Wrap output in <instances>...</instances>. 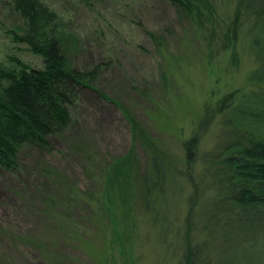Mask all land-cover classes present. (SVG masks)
<instances>
[{
    "label": "rangeland",
    "instance_id": "1",
    "mask_svg": "<svg viewBox=\"0 0 264 264\" xmlns=\"http://www.w3.org/2000/svg\"><path fill=\"white\" fill-rule=\"evenodd\" d=\"M41 1L56 13L62 51L79 69L100 65V75L93 88L80 90L70 107V128L52 139L51 150L25 149L18 170H0V264H51L27 244L28 237L50 243L60 264H178L192 183L201 192L194 208L200 239L205 238L200 220L209 230L202 258L193 250L197 264H264V216L255 229L237 230L246 224L242 216L239 219L226 201L205 193L209 188L201 156L222 137L217 113L188 166L191 182L181 177L167 183L166 201L158 214L133 199L132 231L124 249H118L110 228L95 216L82 221L73 213L72 220L86 231L84 237L52 233L54 225L41 214L39 194L44 183H61L55 176L46 178L44 170L57 171L84 192H96L99 171L114 159L133 151L142 167L145 153L133 140L121 106L166 156L182 162V142L197 126L205 101L214 104L232 90L247 89V76L256 63L244 36L237 44V66L217 50L215 36L209 40L215 57H208L201 32L168 0ZM208 1L220 16L212 23L220 31V18L230 15L234 0ZM23 29L11 0H0L1 68H18L12 58L28 67L43 66V58L16 39ZM222 232L231 234L222 238Z\"/></svg>",
    "mask_w": 264,
    "mask_h": 264
},
{
    "label": "trees",
    "instance_id": "2",
    "mask_svg": "<svg viewBox=\"0 0 264 264\" xmlns=\"http://www.w3.org/2000/svg\"><path fill=\"white\" fill-rule=\"evenodd\" d=\"M168 1L201 32L208 57H215L216 48L209 44L215 36L217 50L224 52L230 65L237 66V44L241 37L248 38L256 65L247 76V89L232 90L214 100V104L210 99L205 101L197 126L182 142V162L166 156L131 112L121 106L131 124L133 140L139 142L145 153V163L139 167L133 151L114 159L99 171L96 192H84L57 171L44 170L46 178L55 176L61 184H43L39 194L41 214L54 225L52 233L62 238L86 236L82 224L72 220L73 213L82 221L95 216L97 221L110 228V237L118 249H124L132 231L133 199L158 214L166 201L167 183L181 177L186 183L191 182L188 166L203 132L214 119V113L221 115L223 129L220 140L201 156L209 188L205 193L207 197L226 201L239 219L242 216L246 224L237 230L249 232L263 220L264 0H234L230 15L220 18L223 23L220 31L212 25L220 16L208 0ZM11 4L24 21L23 32L15 35L16 39L40 55L43 66L28 67L12 58L18 68L0 67V170L5 171L20 168L21 154L25 149H52V139L66 134L70 128V107L78 100L80 90L93 88L100 75V65L79 69L62 51L56 35V13L43 1L11 0ZM191 189L178 264H197L199 259L196 260L193 250L197 249L201 257L204 244L209 240V230L201 220L205 238L200 239L201 233L195 228L199 214L194 215V208L201 192L193 183ZM221 234L224 238L227 233ZM25 241L51 264H60L59 254L50 247V243L36 237H28Z\"/></svg>",
    "mask_w": 264,
    "mask_h": 264
}]
</instances>
